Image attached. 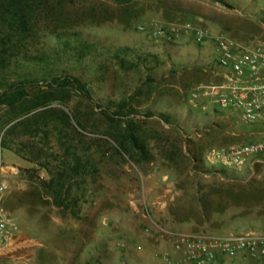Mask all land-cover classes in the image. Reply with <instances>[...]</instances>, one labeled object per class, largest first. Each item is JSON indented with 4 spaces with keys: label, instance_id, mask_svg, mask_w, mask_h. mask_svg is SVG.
Instances as JSON below:
<instances>
[{
    "label": "rangeland",
    "instance_id": "374dc122",
    "mask_svg": "<svg viewBox=\"0 0 264 264\" xmlns=\"http://www.w3.org/2000/svg\"><path fill=\"white\" fill-rule=\"evenodd\" d=\"M59 3L65 18H71L60 28L79 33L93 48L81 61L62 57L50 69L61 77L81 79L91 100L71 89L66 107L56 101L47 110L75 111L85 128L72 119L73 127L57 121L58 112L40 114L43 109L19 116L14 123L31 118L16 130L25 140L32 138L37 124L41 131H48L55 152L67 151L71 165L76 158L81 160V175L66 176L62 196L68 197L62 205L43 201L37 176H48L33 171L38 166L19 150L21 139L10 143L9 149L2 148L13 124L9 125L10 119L20 108L0 106V170L8 187L2 205L19 230L0 243V264H166L163 257L174 254L172 242L162 237L167 233L264 234V216L256 210L244 215L241 208H230L209 219L198 201L199 191L209 193V170L218 173L216 178L225 169L224 175L243 181L264 180V155L239 169H226L215 163L212 154L264 140V123H245L238 111L214 109L209 101L205 109L197 104L193 98L197 88L218 81L211 45H197L185 32L174 42L152 35L157 27L189 25L248 45L264 43V0ZM75 23L84 24L75 27ZM40 37L59 51L64 44L48 34ZM117 53L135 67H121ZM17 73L20 69L12 68L11 74L0 75V87L16 80ZM48 82L40 80L31 91L48 90ZM131 97L136 115L123 120H135V132L149 151L148 158L136 153L138 162L116 151L110 135L124 137L128 131L103 115L114 101ZM58 164L60 158L53 167ZM222 264L264 262L237 259Z\"/></svg>",
    "mask_w": 264,
    "mask_h": 264
},
{
    "label": "trees",
    "instance_id": "16d2710c",
    "mask_svg": "<svg viewBox=\"0 0 264 264\" xmlns=\"http://www.w3.org/2000/svg\"><path fill=\"white\" fill-rule=\"evenodd\" d=\"M112 1L117 4L130 2V0ZM65 14L59 0H0V75L11 74L12 68L20 69L16 80H10L2 88L0 87V106H6L12 110L20 108V113L10 119L9 125L13 124L5 133L2 148L9 149L11 148L10 143L21 139L18 145L19 150L27 152L32 162L38 166L33 171L38 173L40 171L48 176L47 178L37 176L39 180L37 185L43 191V193L39 192L38 196L46 202L50 199L54 200L59 206L66 200L65 197H68V194L62 196L63 182L70 174L81 175V160L76 158L72 165L68 163L66 160L69 157L68 152H55L49 145V132L41 131L38 124L35 125V131L31 133L32 138L25 140L21 131L16 130L28 123L31 118L14 122L19 116L43 109L40 114L58 112L60 115L56 117L57 121L68 123L73 127L70 123L72 119L77 127L85 128L75 111L68 114L63 109L47 110L56 101L66 107L71 89L91 100L90 91L81 79L61 77L53 74L50 69L54 60H61L62 57H75L81 61L87 58L93 48L91 43L81 39L79 33L72 34L69 33L67 27L66 29L60 28L65 20L67 24L71 19L65 18ZM86 22L88 25L95 23V21ZM79 24L84 23H75L74 26H80ZM41 34H48L58 40L63 39L64 44L60 47L61 50L47 46L42 41ZM116 58L123 68H126L128 64H132L131 68L135 67L133 63L122 58L120 53H117ZM38 73L42 74V77L37 76ZM40 80L48 82V90L31 91ZM147 80L151 82V79ZM136 94L139 95V92L137 91ZM133 100L134 98L131 97L114 101L111 107L103 111V115L114 122L119 121L120 128L121 124L123 125L122 131H128L124 137L110 135L117 145L118 150L116 151L138 162L136 153L142 158H148L149 151L144 140L135 132L138 131L135 120L133 118L123 120V117L136 115L137 105L132 102ZM111 109L115 110L113 114L108 112ZM59 158L60 164L53 167V161ZM165 158H168L167 155ZM257 167L260 166L257 165ZM225 171L224 169L220 178H216L218 173L209 170V176L212 178L209 193L198 192L201 213L209 214L210 219L215 213H222L230 208H241L245 212L244 215H249L256 210L258 216H264V180L243 181L237 177L224 175Z\"/></svg>",
    "mask_w": 264,
    "mask_h": 264
},
{
    "label": "built area",
    "instance_id": "2783aa9c",
    "mask_svg": "<svg viewBox=\"0 0 264 264\" xmlns=\"http://www.w3.org/2000/svg\"><path fill=\"white\" fill-rule=\"evenodd\" d=\"M189 33L197 45H211L215 53L218 81L199 86L193 93L198 105L205 102L214 109H231L240 113L248 124L264 123V43L248 45L202 27L176 25L157 27L152 35L174 42ZM213 160L226 169H239L253 158L264 155V140L213 151ZM7 184L0 170V243L11 240L18 226L2 205ZM172 242L173 255L163 257L166 264H222L229 260L264 262V234H211L171 232L165 237Z\"/></svg>",
    "mask_w": 264,
    "mask_h": 264
}]
</instances>
